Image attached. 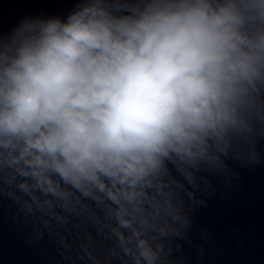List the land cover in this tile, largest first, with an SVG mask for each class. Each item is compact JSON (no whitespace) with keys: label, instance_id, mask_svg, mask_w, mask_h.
Here are the masks:
<instances>
[{"label":"clouds","instance_id":"clouds-1","mask_svg":"<svg viewBox=\"0 0 264 264\" xmlns=\"http://www.w3.org/2000/svg\"><path fill=\"white\" fill-rule=\"evenodd\" d=\"M71 2L0 26V188L173 264L198 177L264 134V0Z\"/></svg>","mask_w":264,"mask_h":264},{"label":"water","instance_id":"water-1","mask_svg":"<svg viewBox=\"0 0 264 264\" xmlns=\"http://www.w3.org/2000/svg\"><path fill=\"white\" fill-rule=\"evenodd\" d=\"M72 8L71 0H0V26ZM185 221L169 236L173 264H264V134L198 177ZM100 228L86 209L55 215L0 188V264H119Z\"/></svg>","mask_w":264,"mask_h":264}]
</instances>
